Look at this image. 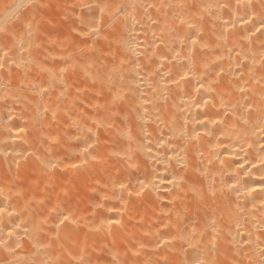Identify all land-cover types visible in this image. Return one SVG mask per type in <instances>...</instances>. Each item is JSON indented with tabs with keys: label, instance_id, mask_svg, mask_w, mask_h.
I'll return each mask as SVG.
<instances>
[{
	"label": "bare ground",
	"instance_id": "6f19581e",
	"mask_svg": "<svg viewBox=\"0 0 264 264\" xmlns=\"http://www.w3.org/2000/svg\"><path fill=\"white\" fill-rule=\"evenodd\" d=\"M83 1L0 2V264H264V0Z\"/></svg>",
	"mask_w": 264,
	"mask_h": 264
},
{
	"label": "rangeland",
	"instance_id": "374dc122",
	"mask_svg": "<svg viewBox=\"0 0 264 264\" xmlns=\"http://www.w3.org/2000/svg\"><path fill=\"white\" fill-rule=\"evenodd\" d=\"M2 1H3V0H2ZM34 1H36V4H35ZM40 1H42V0H32V2H33V7H34L32 11H33L34 13H36V15H35L36 17L34 16V13H32V14H33V17H32V14H31V18H33L32 21H34V20L36 21V24L32 22V23L35 25V26H33V27H34V28H33V29H34L33 32L36 33L37 30H39V31H38L39 34L36 33V34H37V35H36L35 33L31 32V30H33V29H30V28H32V27L29 26L30 28L27 29V28H28V26H27V27H26V33H27V34H26V33H25V34H26V36H28V35H29V37L31 36V37H30V40H31V38H33L34 40H35V39H39V40L42 39V40H43L44 37H45L46 39H49V38H50L49 35H51V34L54 36V33H55V32L53 31V28H51V30H52L53 32L50 34V32H48V31H51V30H48V29H50L51 26H50L49 28H47V27H46L47 24H48V26H49V25H50L49 23L52 22L51 19H53L54 23H51V25L54 24V25H52V27H56V26H55V21H57V20H59V19H60V21L63 20V19H64L63 16L66 15V16H65V17H66L65 19L67 20V17L69 16L68 18H69L70 20H67V21H71V22L68 24L70 28H69V29L67 28V27H68V26H66L67 22H66V24H65L64 22H61V24H63V23L65 24V27H66V28H64V25H63V26L60 25V22H59V25H57V28H58V29H63L62 32L60 31V33H62V34H58L59 32H57V31H56L57 33H55V37H56V35L58 34L57 38L60 39V38L62 37V38L60 39V40H62V39H63V36H61V35H64L63 33H65V32H66V33H67V32H70V29L73 27V24H71V23H73L74 20L77 19V18L75 17V12H74V11H76V9H73L72 7L77 8V6H78V2H79V1H80V2H85V1H83V0H79L78 2H77V0H75L76 3H77V6H76V5H73V4H72V5L70 4L72 7H71V6L69 7L67 0H57L56 3H55V2H52L53 0H51V1H50V0H45L44 3H42L44 0H43L42 2H40ZM49 1L52 2V3H54V4L50 3ZM63 1H64L65 5H64ZM70 1H71V0H70ZM87 1H89V2H87ZM87 1H86V3H88V5H86V3H85L84 6H87V7H88L89 5H91V6L88 7V8H90V10L87 9V10H88L87 12H88V13L90 12L89 15H88V13H87L86 11H84L85 13H87V16H89V17H87V20H86L85 22H87L89 25L91 24V25L96 26V28L98 29V31H99V30H100V31L105 30L106 27L103 26V23H102V21L104 20V19H103V16H104V15H101V16L99 15V16H98L97 13L94 12V11H95V10H94V7H95V6H94V4H93V3H94V0H92V3H91V0H87ZM0 2H1V0H0ZM46 2H47V4H46ZM71 2H72V1H71ZM58 3H60V5H56V4H58ZM62 3H63L64 6L61 5ZM42 4H43V6H40V5H42ZM45 4H46V5H45ZM74 4H75V3H74ZM95 4H96V3H95ZM47 5H48V7H47ZM49 5H50V6H49ZM55 5H56L58 8L55 7ZM67 5H68V6H67ZM39 6H40V7H39ZM44 6H45V7H44ZM52 6H53V7H52ZM65 6H66V7H65ZM50 7H52V8L55 7V10L51 8V9H52V11H51V10H50ZM68 7L71 8V11H73V14H74V15L72 14V12H70V10L68 9ZM37 8H38V9H37ZM40 8H41V9H40ZM44 8H45V9H44ZM64 8H65V9L67 8V9L69 10V11H68V10L66 9V10L68 11V13H67L66 10L63 11ZM81 8H82V7H81ZM60 9H61V10H60ZM53 10H54V12H53ZM56 10L59 11V12H61L62 15H61V14H57L58 12L55 13ZM83 10H86V9L83 8ZM35 11H36V12H35ZM39 11H40V12H39ZM38 12H39V13H38ZM48 12H49V13H52V12H53V14H48ZM65 12H66V13H65ZM69 12H70L71 14H70ZM92 12H94V13H92ZM41 13H42V15H41ZM85 13H84V14H85ZM56 14H57L58 16H57ZM63 14H65V15H63ZM69 14L71 15V18H70V15H69ZM93 14H94L96 17L98 16V18H100L99 21H98V18L96 19V17H94ZM52 15H53V16L55 15V17L53 18ZM60 15H61V17H63V19L60 17ZM67 15H68V16H67ZM85 15H86V14H85ZM91 15H92V16H91ZM38 16H39V18L36 19ZM45 16H48V17L45 18ZM72 16H73V17H72ZM58 17H59V19H58ZM90 17H92V19H91ZM93 17H94V18H93ZM101 17H102V18H101ZM72 18H73V19H72ZM74 18H75V19H74ZM88 18H90V19H88ZM47 19H48V21H47ZM54 19H57V20H54ZM65 19H64L63 21H65ZM71 19H72L73 21H72ZM95 19L97 20V22H98L99 24H96V25H95V23H96V22H95V21H96ZM102 19H103V20H102ZM40 20H41V21H40ZM43 20H44V22H45V20H46L47 23H45V24L42 23V24H43V26H42L41 22H43ZM50 20H51V21H50ZM90 20H91V21H90ZM101 20H102V21H101ZM88 21H90V23H89ZM93 21H94V22H93ZM104 21H105V20H104ZM104 21H103V22H104ZM39 22H40V23H39ZM76 22H78V20H75L74 23H76ZM29 23H30V22H29ZM38 23H39V25H38ZM92 23H93V24H92ZM27 24H28V23H27ZM33 24H32V25H33ZM40 24H41V25H40ZM56 24H58V21L56 22ZM70 24L72 25V27L70 26ZM81 24L84 25V24L81 23V22H80V25L77 24V23L74 24V25H76V26L79 25L78 27L81 26V32H83V31H84V28H83L84 26H82ZM105 24H106V23H105ZM29 25H30V24H29ZM44 25H46L45 28H44ZM97 25H98V26H97ZM99 25H100V26H99ZM59 26H60V27L62 26L63 28H60ZM76 26H75V28H73V30L77 29L78 32H76V33L80 34V32H79L80 29L78 30V28H76ZM100 27H101L102 29H101ZM41 28H42V29L44 28V29L42 30ZM36 29H37V30H36ZM45 29H46V30H45ZM54 29H55V28H54ZM14 30H15V27L12 26V28H10V29L8 30L9 35H13ZM55 30H56V29H55ZM67 30H68V31H67ZM71 30H72V29H71ZM10 31H11V33H10ZM63 31H65V32H63ZM72 33H73V32H72ZM72 33H71V32L69 33V34H71V35H70L71 37L74 36V35L76 34V33H74V34L72 35ZM83 33H84V32H83ZM83 33H81L82 36H81V38H80V41H81L82 38H83L82 41H86V40H88V39L90 40V38H88L87 35H86V34H83ZM34 35H36V37H35ZM40 35H41V36H40ZM52 35H51V36H52ZM65 35L67 36L66 38H70L71 40H73V39H72L73 37L71 38L70 36L68 37L67 34H65ZM26 36H25V37H26ZM39 36H40V38H39ZM46 36H47V37H46ZM48 36H49V38H48ZM53 36H52V37H53ZM76 36L78 37V35H75V38H77ZM41 37H42V38H41ZM52 37H51V39H52ZM79 37H80V36H79ZM84 37H85V38H84ZM26 38H27V37H26ZM57 38H56V39H57ZM64 38H65V36H64ZM87 38H88V39H87ZM28 39H29V38H28ZM54 39H55V38H54ZM59 39H57V40H59ZM84 39H85V40H84ZM44 40H45V39H44ZM63 40H64V39H63ZM65 40H67V42H68V39H65ZM65 40H64V41H65ZM71 40H70V41H71ZM70 41H69V43H70ZM75 41L78 42V41H79V38H78V40L75 39ZM80 41H79V42H80ZM72 42H74V40L71 41V43H72ZM74 43H75V42H74ZM77 44H78V43H77Z\"/></svg>",
	"mask_w": 264,
	"mask_h": 264
},
{
	"label": "snow or ice",
	"instance_id": "6c2138e0",
	"mask_svg": "<svg viewBox=\"0 0 264 264\" xmlns=\"http://www.w3.org/2000/svg\"><path fill=\"white\" fill-rule=\"evenodd\" d=\"M0 211H3V209H0ZM65 219H67V217H65Z\"/></svg>",
	"mask_w": 264,
	"mask_h": 264
}]
</instances>
